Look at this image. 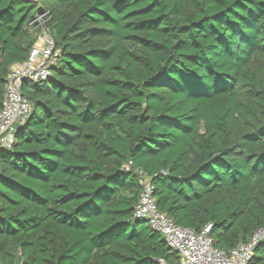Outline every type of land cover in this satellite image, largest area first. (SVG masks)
Segmentation results:
<instances>
[{
    "label": "trees",
    "instance_id": "16d2710c",
    "mask_svg": "<svg viewBox=\"0 0 264 264\" xmlns=\"http://www.w3.org/2000/svg\"><path fill=\"white\" fill-rule=\"evenodd\" d=\"M61 51L0 148V264H178L135 215L161 213L215 248L264 229V0H0V107L29 24ZM130 165V169L126 166ZM249 264H264V238Z\"/></svg>",
    "mask_w": 264,
    "mask_h": 264
},
{
    "label": "built area",
    "instance_id": "2783aa9c",
    "mask_svg": "<svg viewBox=\"0 0 264 264\" xmlns=\"http://www.w3.org/2000/svg\"><path fill=\"white\" fill-rule=\"evenodd\" d=\"M37 1V0H29ZM47 13L38 14L29 24L36 38L28 60L13 66L7 78L5 98L0 107V148L11 149L16 142V132L25 125L32 113V104L23 95L26 82L40 83L51 77L61 51L47 26ZM130 169V165L126 166ZM142 193L135 208V215L147 221L149 227L163 235L168 246L179 255L178 264H249L254 255V246L264 238V229L258 231L251 243L240 244L228 251L214 247L211 239L212 225L201 231L177 225L167 214L161 213L154 197L152 183L141 174ZM160 264H166L164 260Z\"/></svg>",
    "mask_w": 264,
    "mask_h": 264
},
{
    "label": "water",
    "instance_id": "95a60500",
    "mask_svg": "<svg viewBox=\"0 0 264 264\" xmlns=\"http://www.w3.org/2000/svg\"><path fill=\"white\" fill-rule=\"evenodd\" d=\"M145 222H147V221H145Z\"/></svg>",
    "mask_w": 264,
    "mask_h": 264
}]
</instances>
